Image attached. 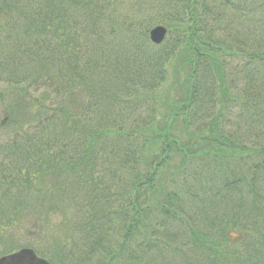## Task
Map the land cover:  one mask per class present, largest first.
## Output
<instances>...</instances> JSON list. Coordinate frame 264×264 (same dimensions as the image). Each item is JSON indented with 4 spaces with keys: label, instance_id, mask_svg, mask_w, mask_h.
I'll return each mask as SVG.
<instances>
[{
    "label": "trees",
    "instance_id": "1",
    "mask_svg": "<svg viewBox=\"0 0 264 264\" xmlns=\"http://www.w3.org/2000/svg\"><path fill=\"white\" fill-rule=\"evenodd\" d=\"M2 110L0 243L264 264V0H0Z\"/></svg>",
    "mask_w": 264,
    "mask_h": 264
},
{
    "label": "rangeland",
    "instance_id": "2",
    "mask_svg": "<svg viewBox=\"0 0 264 264\" xmlns=\"http://www.w3.org/2000/svg\"><path fill=\"white\" fill-rule=\"evenodd\" d=\"M0 111V121H3L5 114ZM5 123V119L4 122ZM5 127V125L3 126ZM10 129H0V139H6ZM57 217H55L54 224H56ZM35 219L30 216L27 219H21L16 222V224L7 230V234L4 237V240L0 243V254L5 250H8L11 246L15 247H25V245H36L42 246L44 251L49 250L48 244L42 240L43 235H39L36 230L33 228V223ZM45 242V243H44ZM2 249V250H1Z\"/></svg>",
    "mask_w": 264,
    "mask_h": 264
},
{
    "label": "water",
    "instance_id": "3",
    "mask_svg": "<svg viewBox=\"0 0 264 264\" xmlns=\"http://www.w3.org/2000/svg\"><path fill=\"white\" fill-rule=\"evenodd\" d=\"M166 29L161 26L153 27L150 32L152 42L158 44L163 41ZM0 264H50L43 258L38 257L32 249H22L7 256L0 257Z\"/></svg>",
    "mask_w": 264,
    "mask_h": 264
}]
</instances>
